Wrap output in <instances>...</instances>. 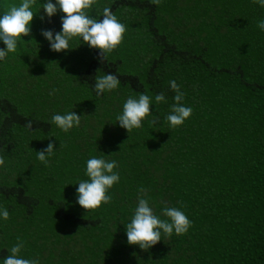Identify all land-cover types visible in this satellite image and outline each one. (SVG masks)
Returning a JSON list of instances; mask_svg holds the SVG:
<instances>
[{
    "label": "trees",
    "instance_id": "16d2710c",
    "mask_svg": "<svg viewBox=\"0 0 264 264\" xmlns=\"http://www.w3.org/2000/svg\"><path fill=\"white\" fill-rule=\"evenodd\" d=\"M20 2L0 0V14ZM44 2L33 7L26 42L0 61V207L9 212L0 218V264L17 237L21 255L40 264H264V8L252 0H98L92 15L110 7L127 27L101 63L98 50L77 41L50 50L41 30L61 31V13L42 22ZM107 73L120 85L97 96L95 77ZM171 80L192 108L177 129L165 121ZM160 93L166 102L156 104ZM140 94L152 97L160 122L149 116L128 134L116 116ZM72 110L79 127L64 133L51 123ZM50 140L57 150L45 166L36 151ZM92 156L115 160L120 181L111 203L86 213L76 188ZM141 186L162 219L165 205H183L186 234L162 236L148 251L127 244Z\"/></svg>",
    "mask_w": 264,
    "mask_h": 264
},
{
    "label": "clouds",
    "instance_id": "9594fccd",
    "mask_svg": "<svg viewBox=\"0 0 264 264\" xmlns=\"http://www.w3.org/2000/svg\"><path fill=\"white\" fill-rule=\"evenodd\" d=\"M153 5L159 6L162 0H150ZM264 8V0H252ZM37 0H21L19 4L12 3L5 5L0 14V42L6 47L0 48V61H5L10 53L17 51L18 44L26 42L23 38L32 33V21L37 15L33 7ZM98 5V0H46L39 7V19L43 22L47 17L48 22L58 12L61 13V31L55 32L51 29H42L41 35L49 42L50 50L53 52H66L73 49L71 43L77 41L79 46L84 44L90 49L98 50L101 63L107 60L108 56L123 42L127 31L125 24L121 23L113 14L110 7H104L101 19L92 15V11ZM257 27L264 31V20L258 22ZM120 85V79L116 74L107 73L95 77L94 91L97 96L105 92H111ZM171 90L175 93L174 103L170 107V113L165 121L170 129H177L190 118L192 108L185 106L182 102L185 94L181 91L180 85L175 80L169 82ZM59 89H53L50 95L57 93ZM154 102L161 104L166 102L164 93L155 95ZM153 99L147 94H140L138 97L129 96L123 104L122 112L116 116L119 126L127 130L128 134L133 130L140 129L143 121L152 116L150 124L157 126L160 122L158 116L152 115L151 106ZM81 115L75 111H67L64 114H54L51 123L64 133H68L74 127L81 124ZM28 131L33 130L31 120L24 125ZM55 141L50 140L46 147L36 151L37 159L45 166H48V158L56 151ZM5 166V160L0 156V167ZM118 164L115 160H107L104 156H92L86 162L85 176L87 179L80 180L76 188V203L85 210H97L102 204L111 203L112 196L109 190L120 181L119 172L115 171ZM147 189L141 186L137 190V204L130 218L125 225L127 244L138 246L143 251H148L162 240V236L171 237L173 233L177 236L184 235L192 226L181 207H170L165 205L162 215L157 216L150 206L147 196ZM0 218L4 221L9 219V212L6 208L0 207ZM25 242L17 237L4 260L3 264H40L38 259L24 258L21 253L25 249Z\"/></svg>",
    "mask_w": 264,
    "mask_h": 264
}]
</instances>
